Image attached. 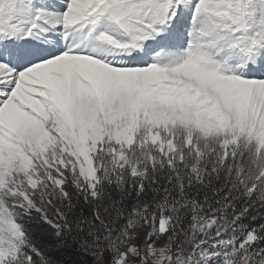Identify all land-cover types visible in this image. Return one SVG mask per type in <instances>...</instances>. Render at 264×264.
<instances>
[{
	"label": "snow or ice",
	"instance_id": "6c2138e0",
	"mask_svg": "<svg viewBox=\"0 0 264 264\" xmlns=\"http://www.w3.org/2000/svg\"><path fill=\"white\" fill-rule=\"evenodd\" d=\"M0 264H264V0H0Z\"/></svg>",
	"mask_w": 264,
	"mask_h": 264
}]
</instances>
